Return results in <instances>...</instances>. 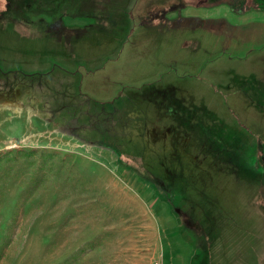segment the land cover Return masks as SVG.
I'll return each mask as SVG.
<instances>
[{"label":"rangeland","instance_id":"374dc122","mask_svg":"<svg viewBox=\"0 0 264 264\" xmlns=\"http://www.w3.org/2000/svg\"><path fill=\"white\" fill-rule=\"evenodd\" d=\"M199 2L0 0V264H171L173 196L141 177L163 163L201 200L206 166L187 146L197 108L264 173L261 20L225 7L206 18Z\"/></svg>","mask_w":264,"mask_h":264},{"label":"trees","instance_id":"16d2710c","mask_svg":"<svg viewBox=\"0 0 264 264\" xmlns=\"http://www.w3.org/2000/svg\"><path fill=\"white\" fill-rule=\"evenodd\" d=\"M224 2L230 5L234 13L264 9L262 0H205L198 5L209 7ZM226 25L227 21H222L220 29L225 30L228 27ZM203 112L202 108H197L191 119L189 127H193L194 132L187 128L191 132L187 146L195 152L189 160L196 163V166L204 163L206 166L205 183L197 192L201 200L196 202L190 195L184 196V190L178 192L175 188V180L170 182V194L173 196L170 200L174 204V213L178 220L177 229L184 241L192 246L190 264H249L246 254L248 249H252L251 255L256 257L253 264H264V173L257 174L254 169L245 165L240 157L244 152L243 146L238 142L240 136L235 134L232 137L223 122L218 123L219 127L214 133L212 117V122L208 118L206 121ZM234 128L237 130L236 126ZM179 129L183 135L186 129ZM176 133L180 135L178 130ZM175 137H178L175 142H183L179 141V136ZM204 153V158L199 157L195 161L199 154ZM142 177L158 184V188L168 196L155 177L152 178L148 173ZM210 193L212 197L208 196ZM211 201L215 204L221 202V207L227 212L226 218L218 220L219 217L214 215L217 207ZM207 208L210 212H207ZM213 208L215 210L211 212ZM224 223L226 227L221 228ZM247 234L252 239L251 244L246 242Z\"/></svg>","mask_w":264,"mask_h":264},{"label":"crops","instance_id":"0c3cea01","mask_svg":"<svg viewBox=\"0 0 264 264\" xmlns=\"http://www.w3.org/2000/svg\"><path fill=\"white\" fill-rule=\"evenodd\" d=\"M263 4H264V0ZM221 7H218L219 5H211L209 7L207 6H200V11L199 14H202L204 17L206 18H219L221 16V14L223 13V8L225 7V11L228 13H233V15H236L235 17H237L239 20H245L244 22L250 20V21H256L261 20V22H256L258 23V25L255 27V29H257L256 31H254V35H258L260 36H264V9L262 10H247L245 12H240V13H234L232 12V10L230 9V5L226 2H224ZM186 9V11H188L189 13H193L195 10H192V4L185 6L184 7ZM187 13V12H186ZM191 15V14H190ZM177 236H173L174 238H170V240H174L177 242V244L180 245V247L182 248L179 249L177 247L176 242H173V244L169 245V243H167V245H169V249L172 248V250L170 251V260H171V264H190L191 263V259H189L190 255L192 254V252H190V254L187 253V251L185 250V248H183V246L186 247L187 243L184 241V239L180 236L179 230L177 231ZM184 244V245H182ZM171 246V248H170ZM165 256L162 258L161 260H163L162 264H167Z\"/></svg>","mask_w":264,"mask_h":264},{"label":"flooded vegetation","instance_id":"af4514ba","mask_svg":"<svg viewBox=\"0 0 264 264\" xmlns=\"http://www.w3.org/2000/svg\"><path fill=\"white\" fill-rule=\"evenodd\" d=\"M172 103L174 104V106H170L171 109L168 111V113L171 115L172 111L174 114L178 115V109L177 107H175L176 103L174 101H172ZM175 120L177 122V124L179 125V128L182 127L181 125H183V122L180 120V118L178 116L175 117ZM188 129H190L191 132H194L193 127H187ZM154 135H156V143H163L165 142V137H162L161 135L157 134L156 132H153ZM172 141L174 139L178 140V137H171ZM175 140V141H176ZM173 143H175L173 141ZM142 161L144 162L145 159L142 158ZM145 166H148V168H146V173H143V175L145 174H149L152 178H156L159 182V184H161L163 186V188L165 189V192L168 193V195H170V192L172 191V184L170 183L171 181H173L174 177L171 176V173L168 174L170 168H167V166L165 164H160L161 167L165 168V172H163L164 170L162 169L161 171H156L157 169H155V165L152 164L150 161L149 163L147 161L144 162ZM164 174V175H163ZM137 175V174H136ZM143 178V177H141ZM148 181L150 184H152L153 186H157L158 184H153L151 181L149 180H145Z\"/></svg>","mask_w":264,"mask_h":264},{"label":"built area","instance_id":"2783aa9c","mask_svg":"<svg viewBox=\"0 0 264 264\" xmlns=\"http://www.w3.org/2000/svg\"><path fill=\"white\" fill-rule=\"evenodd\" d=\"M153 264H162L161 260H157V262H154Z\"/></svg>","mask_w":264,"mask_h":264}]
</instances>
